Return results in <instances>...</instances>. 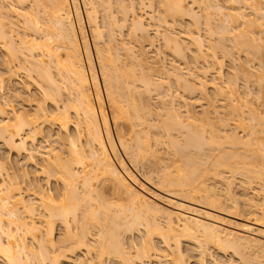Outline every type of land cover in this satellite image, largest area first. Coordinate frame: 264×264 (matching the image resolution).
Instances as JSON below:
<instances>
[{
    "label": "bare ground",
    "instance_id": "1",
    "mask_svg": "<svg viewBox=\"0 0 264 264\" xmlns=\"http://www.w3.org/2000/svg\"><path fill=\"white\" fill-rule=\"evenodd\" d=\"M195 1H190V3L187 0H161L160 4L165 9L166 16L175 19L177 16L180 17L181 13L188 11L195 14L192 7L199 0ZM232 1L234 3L235 0ZM12 2L14 4L11 2L5 4V0H0V95L3 98V103L0 101V140L17 154L25 153L28 162L33 159L32 163L35 161L34 164L39 163L35 160L36 153L42 154L37 167H40L39 171L45 179L47 188L37 180H29L25 170L22 173L23 177L20 173L21 179L23 178V182L28 180L29 187H25V189L31 188L33 191L31 194L34 195L32 199H25L22 195V191L25 190H21L24 183L21 181L22 185L20 186L19 180L8 182V178L12 179L13 176L9 171L10 162L9 159L0 157V259L4 264H66L72 260L71 257L75 255L76 250L79 251L81 248L89 250L92 246L89 245V240H86L84 228L79 226L81 225L79 220H83V213H85L83 210L90 209L93 204H96L91 203L93 200L98 202V198L102 199V194L105 193L103 189L106 190V186H108L107 188L111 187L109 189L117 194L126 195L130 199L131 207H128L127 210L121 207L110 215L108 208L103 207L105 204L102 200L103 206L99 201L100 205H97L100 208L94 205L98 209L93 207L90 210V216L93 214L94 217L98 214L97 219H107L110 222V228L107 230L104 227H98V234L105 238L103 244L96 246L98 256L102 254H109L111 257L117 256L125 260L126 264H135L136 260L140 264H152V257L160 260L162 256L171 260L173 264H187L183 256L184 252L180 248V242L184 239L194 240L200 253L204 252V248H202L204 243L216 246L220 251L230 248L232 252H238L237 254L240 256L242 254L238 250H244L250 246L252 249L258 247V251L261 249L264 256V213H260L262 218L254 215L253 220H249L248 217V220L245 219L244 222H235L230 217H226L227 215L236 218L238 213L220 208L221 202L218 194L213 188L204 184L206 180L202 177H207V175H201L207 158L203 157L202 159L201 157L200 159L194 155H196L195 152H199L197 153L199 156L204 151L202 150L203 146L208 148L212 144H214L212 146L219 145V147L223 145V149L212 161L213 165L219 168L215 172L218 179L221 176V169L231 173L239 170L240 175L241 172L247 173L248 177L246 174L243 175L251 183V180L258 178L260 181L262 179L264 169L262 168L263 171L260 172L261 167L253 170L247 165L246 168H243L245 170L241 168V171L238 168V163L243 157L247 158L248 156L237 153L234 148L239 144L244 145L245 142L234 134L224 135L222 136L224 141L222 138L219 140L217 138L220 135L215 130L214 132L218 133V136L217 134L211 136L213 128L210 132L211 135H206V138L203 135L206 129L204 130L202 125L200 126L204 130L203 134L202 131H199V125L197 130L193 129L192 126L195 125L194 122L198 118L195 119L191 111L189 113L187 111L186 116L183 117L180 112L176 111L175 106H170V104L174 105L175 100L172 99V104L170 97H173V92L170 91V84L167 83L168 87L165 88V85L163 87L162 84L154 81L150 73H146L142 58L139 55H129L130 52L132 53L130 48L132 46H127L126 42L120 43V40H117L118 43L116 42L115 32L125 26L127 21L130 22L129 26L131 25L129 35L134 36L136 31L138 33L144 31L141 34L145 35L147 27L145 28L144 17L134 14L132 10L135 5L134 1L43 0L42 8L39 7V0H12ZM141 2L143 4V1L140 0L139 3ZM235 2H237L236 7H232L235 11H227L226 14L219 3L211 5L210 2H207L206 6L202 4L206 8L207 5L214 7L217 14H224L229 18V20L225 19L229 23L223 21L217 26V33L218 31L219 33L226 31L233 33L237 30L236 28L240 25L235 26L237 23L235 25L233 22V24L231 23L232 16L233 20L235 15L237 19L239 18L237 16L240 15L242 21L246 22L245 14H243L244 5L252 8L258 20L260 17L264 18V10L260 1L236 0ZM187 3H190L191 7L190 4L187 6ZM232 12L233 14L236 12V14L233 15ZM116 13H120L121 22ZM130 14L132 17L128 18ZM207 16L205 17V19L207 18L205 27L213 23L211 22L213 20H211V13L207 12ZM150 17L153 18L154 15L150 14ZM174 19L171 20L174 21ZM16 22L20 23L21 30L11 27ZM226 22L228 24H225ZM249 22L248 24L251 25V21ZM168 24L167 22L164 26H168ZM173 24H169V27H174ZM16 25L19 27V24ZM208 28L206 29L208 30ZM159 31L160 29H155L157 34L161 33ZM164 34L166 35L163 36V43L167 50L169 48L171 54L180 56L182 45L178 38L171 37L168 33ZM242 34L248 35L244 31L239 33L238 38ZM117 35L120 34L117 33ZM244 35H242L244 40L241 39L239 42V39L235 40L234 38L233 43L239 46L242 41L246 42L249 38L251 40L250 36L245 39ZM192 39L197 44L198 49H196L200 51L201 38L196 36ZM220 49L222 50V47ZM121 50H123V54ZM213 51L215 52V50ZM121 54L122 56L126 55L122 57ZM129 56H132V60H129ZM121 57L122 60L124 59L123 63H121ZM125 59L131 61H128L129 65ZM124 62H127V68L124 67ZM20 69L26 72H24L27 76L25 81L16 78V75H20ZM170 76L178 85L181 83L186 87L192 85L178 69L171 70L167 78ZM187 83L188 85H186ZM31 85H34L36 89L33 94H31ZM154 91L158 95L157 97H161L162 100L165 96L168 97L167 101H164L166 98L163 100V103L165 102L166 105L167 102L171 111L164 109V112L161 108L164 116L152 113L151 104L146 103V99L150 97L147 94ZM229 93V95L234 93V87L230 86ZM22 94L28 96L27 107L19 110L12 108L11 97L19 98ZM176 95L177 93L174 98ZM184 102L186 103V101ZM231 105L234 107L231 106L230 110L238 109L235 104L231 103ZM238 110H235V113ZM251 110L253 111V109ZM200 120L202 121V119ZM198 121H196L197 124H202ZM150 134V137L155 140L153 142L155 144L161 142L165 135L168 136L170 143L166 145L167 147L171 146L169 148L173 154L175 151L176 153L180 152L182 156L186 155L184 157L187 159H183L184 165L181 163L182 168H179L181 165L177 167L176 174L172 175L171 172L165 171L161 175L159 172V175L154 177L157 187L172 198H162L159 196L161 194L158 195L151 191L147 194L144 183L138 181V177L124 159L126 157L135 168L141 166V168L148 169V172L153 175L152 172L156 168L152 169V161L154 165H157L154 157L158 158L157 161L160 160L158 151L157 157L154 155L157 146L156 150L155 147L153 150L152 146L154 145L151 144V146L149 143L151 141H148ZM53 135H55L56 142L60 144L58 150L54 147L50 148L49 144L38 145L36 143L39 138L46 140ZM175 137L181 138V142ZM226 142L230 144L229 148L236 145L232 148L234 150H224L226 148H224V144L228 146ZM206 143H210V145L205 146ZM150 156L154 160L150 158L151 163L147 164ZM204 159L206 162H203ZM247 164L249 163L247 162ZM207 167L205 165V171ZM51 177L53 180L50 179ZM148 179L153 180L152 176H149ZM49 180L54 181L53 187L50 186ZM136 184L140 185L141 190L135 187ZM230 184L226 185L230 186ZM22 187L24 189V186ZM186 202L200 207H193ZM260 205H264V199ZM80 207L83 208V210L80 209V212L83 213L78 212ZM36 208L40 210L39 223H37L39 217L38 221L35 219L37 222L32 217L38 215ZM262 210L264 207H261ZM77 212L80 215L83 214L82 217L77 218ZM146 213L149 215L161 214L165 217L166 224L163 225L156 219L154 220V215L153 220L143 219L147 217ZM221 214H225V216ZM26 215L28 216L26 217ZM70 216L73 222L70 220ZM28 217L30 219L26 220ZM55 221H58L66 231H63L62 238L60 236L59 238L53 237ZM73 223H77L76 226H79L80 232H75V228L78 230V227H75ZM70 226L74 232L70 231ZM121 226L124 228H121L124 233L131 231L135 226H141L146 235L141 240V244H139L141 247L137 248L139 249L136 251L137 253L132 255L133 257L129 256V250L120 237L121 230L118 228ZM152 234L160 238L163 247L165 250L168 249V252L160 253L161 249L159 250V247L151 241ZM27 236L31 238L30 243L26 242ZM200 240L203 242L200 243ZM56 242H61V244ZM130 246L128 247L130 248ZM244 251L242 252L244 253ZM243 261L249 263L250 259L246 262L245 259ZM76 264L102 263L94 262L89 257L78 260Z\"/></svg>",
    "mask_w": 264,
    "mask_h": 264
},
{
    "label": "rangeland",
    "instance_id": "2",
    "mask_svg": "<svg viewBox=\"0 0 264 264\" xmlns=\"http://www.w3.org/2000/svg\"><path fill=\"white\" fill-rule=\"evenodd\" d=\"M9 1V0H8ZM134 1L133 3L135 5H133L134 9L133 12L134 14L138 15V16H142L144 23H145V35L141 34L144 33V31L139 32L136 31L134 36L132 34L129 35V31L131 29V25L129 26L127 21V24L123 27H121V31L120 29L117 30L116 33V42L118 43V41L120 40L122 42H126L124 44H126L127 46H132L130 47L132 50V53L129 55H139L142 58V63L144 64V68H146L145 70L147 71L146 73H150V76L154 79V81H156L157 83H160L163 85V87L167 88L168 86L166 85L167 83L170 84V91L172 90V98L171 99V103L173 104V100H174V105L170 106H175L177 108L176 111L180 112L181 115L183 117L186 116L187 111L189 113V111H191L193 114V117H195V119L199 120L200 123L202 124H197V120L194 122L195 125H193V123H191L192 128H196V130L198 129L197 127H199L200 125L204 126V130L201 128V126L199 127V131H204V136L209 135L211 132V129L213 128V133L211 136H218V133L220 135L219 138L217 139H221L222 141H224L223 137L224 135H236L238 137H240V139L243 140L244 145H240L239 146L236 145L229 148L230 144H228V146L226 144H224V150H230L234 147V151H236L237 153L243 154L248 156L247 158H244L238 163V168L241 170H245L243 168H246L247 165H249V168L251 167L253 170L254 169H261L259 170L260 172H262V168L264 169V18L260 17V19L258 20L256 15L254 14L253 10L251 7L247 6L245 7L244 5V9H243V14H245V19L246 22H243L242 17H239L238 19L230 18L231 23L233 22L234 25L235 23H237L235 26L240 25L238 28H236L237 30H235L233 33H227L225 34L223 33H218L216 32V28H218L217 26L220 25L223 21H227L225 20L227 17L226 15L224 16V14H217L216 9L214 7H205L206 4H218L219 6L223 7V12L226 14V12H231V11H235L237 2L232 0H197L198 2L195 3L193 5V9L192 11L196 12L195 14H192L190 11L189 14L186 13L185 15H183L184 13H181L179 16L180 17H176L171 18L169 16H166V11L165 9L161 6L160 1L161 0H141L143 1L140 2V0H132ZM139 1V2H138ZM168 1V0H167ZM186 1V0H185ZM191 2H193V0H190ZM189 0H187V2H190ZM200 1H203L202 3H199ZM261 2V6L262 9L264 10V0H258ZM11 3L12 0H10ZM7 2V0H5V4L6 3H10ZM40 4L39 7L42 8L43 7V0H39ZM190 2V3H191ZM194 2H196L194 0ZM205 2V3H204ZM208 2V3H207ZM186 5V2H184ZM187 3V6L190 4ZM214 3V4H213ZM14 4V3H13ZM204 4V5H202ZM221 4V5H220ZM242 4V3H240ZM243 5V4H242ZM115 7V6H114ZM191 7V4H190ZM204 7V8H203ZM233 7V8H232ZM164 9V10H163ZM225 10V11H224ZM262 10V12H263ZM165 11V12H164ZM207 12L208 14L211 13V22L213 23H209L210 28L205 27V22L206 19L205 17L207 16ZM131 13V12H129ZM118 14V13H116ZM120 14V13H119ZM116 15L117 17H121V15ZM133 14V13H132ZM150 14L154 15L153 18L150 17ZM191 14V15H190ZM230 14V13H229ZM233 14V12H232ZM236 14V12L234 13ZM233 14V15H234ZM238 15V14H237ZM264 15V12H263ZM262 15V16H263ZM130 15H128V18H131ZM176 16V15H175ZM119 17V20L121 19ZM208 17V16H207ZM210 17V16H209ZM230 17V16H229ZM14 19V18H13ZM163 19V20H162ZM171 19H174V21H172ZM229 20V18H227ZM15 20V19H14ZM130 21V20H129ZM164 21L167 23H169L171 25V23H174L172 26L174 27H169L170 25L168 24V26H164ZM249 21H251V25H249L248 23H250ZM121 22V20H120ZM119 22V23H120ZM228 22V21H227ZM225 24H228V23ZM163 23V24H162ZM232 23V24H233ZM240 23V24H239ZM19 24V27L16 25ZM15 25H12L11 27L13 29H18L21 30V26L20 23L16 22ZM22 24V23H21ZM159 26V27H158ZM158 28L160 29L159 34H157L155 32V29ZM208 28V30L206 29ZM244 31L247 32V36L251 37L247 39L245 36V41H242V43L238 45H235L233 42V39L235 38V40L239 39V42H241V39L244 40L242 38V35L240 38H238L239 33H243ZM120 32V33H119ZM19 33V32H18ZM120 34V35H117ZM122 33V34H121ZM137 33V34H136ZM164 33H168L171 37L175 36L178 38L179 43L183 46H181L180 48L182 49V53L179 55H174L171 54L172 52L169 50H167V47L164 45L163 43V36H165L166 34ZM225 34V35H224ZM19 35V34H18ZM144 37H143V36ZM222 37H221V36ZM224 35V36H223ZM200 37L201 41H202V47L199 50L197 46V44L195 42H193L194 39H192V37ZM240 36V35H239ZM243 36V37H244ZM256 38H254V37ZM191 37V38H190ZM142 38V39H140ZM253 39H255L254 41H252ZM118 40V41H117ZM138 40V42H136ZM142 42H141V41ZM250 41V42H247ZM254 43H252V42ZM238 43V41H237ZM249 43V47L247 46V44ZM140 44V45H139ZM196 44V45H195ZM225 46H223V45ZM242 44V45H241ZM245 44V45H244ZM120 45V44H119ZM220 47H219V46ZM256 45V46H255ZM216 48H215V47ZM218 46V48H217ZM246 46V47H245ZM222 47V50L220 49ZM248 47V48H247ZM133 48V49H132ZM184 48V50H183ZM197 48V49H196ZM214 48V49H213ZM225 50H224V49ZM247 48V49H246ZM254 49V50H253ZM215 50V52L213 51ZM122 54H123V50ZM120 51V52H121ZM171 53H170V52ZM134 52V54H133ZM214 52V53H213ZM228 53V54H227ZM121 54V56H122ZM126 55V54H125ZM125 55H123L122 57H125ZM138 56V57H139ZM121 57V63H123L124 59L122 60ZM127 57V56H126ZM129 60H132V56L128 57ZM128 59H125V61H129ZM127 62H124V67L127 68ZM131 62V61H129ZM128 62V65L130 64ZM133 62V61H132ZM126 64V65H125ZM122 65V64H121ZM261 65V66H260ZM123 66V65H122ZM131 67V65H130ZM137 67V66H136ZM135 68V66H134ZM139 68V67H138ZM136 69V68H135ZM178 69V71L183 75V77L188 79V82H190L191 87H186L183 85V83H181V85L177 84L173 78H167V75L169 76L171 70H175ZM1 70V69H0ZM23 69H20V75H16L17 79H20L22 81H25L27 78V76H25L24 74V70L21 71ZM139 70V69H137ZM144 70V69H143ZM144 70V71H145ZM169 71V72H168ZM22 72V73H21ZM26 73V72H25ZM169 73V74H168ZM15 84V82H13ZM189 84V85H190ZM165 85V86H164ZM188 85V83L186 84ZM7 88L9 89L8 84L6 83ZM230 86L234 87V93L232 95H229V91H230ZM31 94H33L36 89L34 85H31ZM6 89V90H8ZM175 91V93H174ZM12 93V92H11ZM176 98H174L175 94ZM13 94V93H12ZM151 94V95H150ZM147 94L149 95V99H146V103H150L151 104V109L153 110L152 113H154L155 115H159L162 114L164 116V109H169L170 107L167 106V102L165 105V102L163 103V100L167 98L165 96H163V100L161 97V99H159L157 96V94H155V91ZM146 95V96H147ZM179 95V96H178ZM146 98V97H145ZM186 101V103L183 101ZM149 100V101H148ZM162 100V101H161ZM0 101L1 103H3V98L0 95ZM176 102V103H175ZM11 106L14 109H21L23 107H27V104L29 103L28 101V96L27 94H22V96L20 95L19 98L12 96L11 97ZM188 103V104H187ZM235 104L237 106V108L239 109H232L230 110V107ZM164 104V105H163ZM169 104V102H168ZM162 106V107H161ZM167 106V107H166ZM10 107V106H8ZM175 107H173V109H176ZM162 108L163 111H161L160 109ZM232 108V107H231ZM236 108V107H235ZM253 109V111L251 110ZM238 110L237 113H235ZM157 111V112H156ZM168 111V110H166ZM171 111V110H170ZM232 111V112H231ZM156 112V113H155ZM159 112H163V113H159ZM169 112V111H168ZM234 112V113H233ZM153 114V115H154ZM254 115V116H253ZM205 118H207V123L206 120H204ZM253 118V119H252ZM261 118V120H260ZM192 119V118H191ZM202 119V121L200 120ZM193 120V119H192ZM192 120L189 119V121L193 122ZM198 121V122H199ZM262 121V122H261ZM224 122V124H222ZM212 125H211V124ZM254 124V125H253ZM197 125V126H196ZM199 125V126H198ZM210 126V127H209ZM254 128H253V127ZM208 129V130H207ZM210 129V130H209ZM214 130L216 132H214ZM198 131V132H199ZM209 132V133H208ZM208 133V134H206ZM153 135V134H152ZM151 134L148 136V141L150 145H154L155 150H156V146H157V150L154 153V155H156L157 151H158V157L160 161H157L158 158L156 159L154 157V159H152V157L150 156L147 160V164L148 162H150V158L152 160H154L157 165L152 164L153 168L151 166V168L155 170L152 172L153 175H151L150 172H148V169L145 168H141V166L136 167L129 162V160L124 157V155L122 154V156L124 157V159L126 160L127 164L129 165L130 169L133 171L134 174H136V177L138 179V181H141V183L143 185H145V192L147 194L149 193H157L159 196H161L162 198H172L170 195H167V193L163 192L162 189H160L159 187H157V185L154 182V177H156V175H159L158 173L160 172V175L162 174V172L165 173V171L171 172L172 175L176 174L177 172V167L180 166L179 168H182V164L184 165V160L183 159H187L186 155H183L180 152H175L174 150V154L171 151V146L167 147V143L169 142V137L168 136H164L161 140V142H159L158 144H155L153 142H155V140L153 139V137H150ZM154 136V135H153ZM208 136V137H211ZM55 135H53V137H50L49 139L46 140H41V138L38 139V141H36V143L38 145H47L49 144V147L52 148L54 147L55 149L60 147V144L56 142V140L54 139ZM149 138H151L149 140ZM207 138V136H206ZM216 138V137H215ZM175 139H180L181 142V138H176ZM55 140V142H54ZM154 140V141H153ZM53 141V142H52ZM164 141V142H163ZM210 145V143H206L205 146ZM216 144V143H215ZM214 145V144H212ZM211 145V146H212ZM226 145V146H225ZM208 148L204 147L202 148V150H204L203 152H201V154H198L199 152H195L196 155H194V157H203L206 159L207 158V162L205 161V159L203 160V162L205 161V165L207 168L206 171L204 170L203 167V172L201 173V175L203 176L204 174L207 175V177H202L205 178V182L204 184L210 186L211 188H213L216 192V194H218L219 199H220V208L222 207V209L224 208L225 210H233L236 212V214L238 213V215H236L237 217H232V216H227L226 217H230L231 220H235V222H244L245 219L248 220H253L252 218L258 217L260 216L261 218L264 216H261L260 213H264V210L261 211V207H264V205H260L264 199V185L261 186V184H264V175L262 176V179L259 181V179L257 178V180L255 178V180H251V183L249 182L250 180L247 179L248 175L247 173H243L240 175V173H238V171H234V173L229 172V171H224L221 169V176L220 179H218L215 175V172H217L219 170V168H216L212 161L216 158V156L218 155V153L221 151V149H223V145H221L219 147L218 146H212V147ZM62 147V146H61ZM172 147L173 144H172ZM177 147V146H175ZM222 147V148H221ZM205 148V149H204ZM62 149V148H61ZM173 149V148H172ZM175 149V148H174ZM45 150V149H43ZM42 150V151H43ZM170 152H169V151ZM176 150V149H175ZM121 152V151H120ZM172 152V153H171ZM194 153V154H195ZM179 154V155H178ZM181 154V155H180ZM160 155V156H159ZM182 156V159H181ZM191 156V155H190ZM0 157L4 158V159H9L8 161L10 162V174H13L12 179L8 178V182H13L14 180L18 181L21 183V181L23 182V178L21 179L20 173H24L23 171L26 170L27 172V176L28 179L30 180H37V182H39L41 185H43L44 187L47 188V185L45 183V179H43V176L41 175L42 173L39 171L40 167H37L40 163L39 158L42 157V154L40 152L36 153L35 155V160L39 163H35V161L30 159V162H28L29 160L26 159V155L25 153H16V151L14 150H10V148H7L3 141L0 140ZM157 157V155H156ZM161 158V159H160ZM26 159V160H25ZM182 160V161H181ZM202 161V160H201ZM247 162L249 164H247ZM151 163V162H150ZM149 163V164H150ZM160 163V164H158ZM179 163V164H178ZM246 163V164H245ZM243 166V167H242ZM166 168V169H165ZM178 168V169H179ZM137 169V170H135ZM140 169V170H139ZM209 169V171H207ZM218 169V170H217ZM156 171V172H155ZM148 172V173H147ZM236 172V173H235ZM264 174V172H262ZM261 173V174H262ZM246 174L247 177H245ZM250 174V173H249ZM260 174V175H261ZM153 178V180L148 179L149 176ZM220 175V174H219ZM23 177V174H22ZM145 177V178H144ZM6 178V177H5ZM17 178V179H16ZM224 180H223V179ZM52 179V177L50 178ZM146 179V180H145ZM226 179V180H225ZM53 180V179H52ZM50 181L51 185L53 187V185L55 183H53L54 181ZM28 180L24 181L23 185L22 183L20 184L21 186V190H25L22 191L23 192V196L24 198H29L32 199V197L34 196L33 194H31L33 191L31 190V188H27L25 189V187H29L28 186ZM153 181V182H152ZM225 181V182H224ZM229 181V182H228ZM262 181V182H261ZM15 182V181H14ZM249 182V183H247ZM136 183V182H135ZM134 183V184H135ZM227 183H231L230 186L226 185ZM108 185V184H107ZM106 186V185H105ZM110 186V185H109ZM149 188H148V187ZM156 186V187H155ZM31 187V186H30ZM108 186H106V190L103 189L105 191V193L103 192L102 194V199L101 197L98 198V202L101 201V205H102V200L103 203L105 204V206L108 208L109 210V214H113L115 212V210L120 209L121 207L124 208L125 210L128 209V207H131V202L130 199L127 198L126 195L124 194H117L114 191L110 190L111 187L107 188ZM135 187H137L138 189L141 190V187L139 184H136ZM149 190V191H148ZM154 190V191H153ZM151 191V192H150ZM101 199V200H100ZM237 200V201H233V200ZM34 200V199H33ZM97 201V199H95ZM98 202H95L94 200L91 202L96 203L93 204V206L89 209H85L83 210L82 207L79 208L83 210V212L85 211L86 216L82 217L80 213H78L77 218L79 216L82 217L83 220H79V222L81 221V225L79 226H83L82 228H84V234L86 236V240H89V245H91L92 249L90 248L89 250H85L82 249L81 250H76L75 251V257L74 256H70L72 260H70L69 262H67L66 264H74L75 262L77 263L78 260H83V258H91L92 260H94V262H98L100 261L102 264H126V261L119 258V257H115L111 255H107V254H102L100 256L97 255L98 253V249H97V245H101L103 244L105 238L101 237L98 233V227H104L106 230L110 228V222L107 219H97V216L93 217L90 216V210H92V208L94 207V205H100ZM188 203V202H186ZM91 204V205H92ZM190 204V203H188ZM97 205V206H98ZM133 205V202H132ZM193 207H200L197 206L195 204H190ZM95 206L94 209H98V207L100 208V206ZM85 207V206H83ZM235 207V208H234ZM38 208V207H37ZM36 208V213L38 212L37 216H32L34 218V220L38 219L39 217V221L36 222L39 223L40 222V210L41 208L39 207L40 210H37ZM105 209V208H104ZM223 209V210H224ZM257 209V210H255ZM87 210V211H86ZM107 210V209H106ZM228 211V212H229ZM231 211V212H233ZM260 211V212H259ZM257 212V213H255ZM107 213V214H108ZM144 214V213H143ZM147 214V213H146ZM145 214V216H146ZM149 214H147V217H144V215H142L143 219L150 221L153 220V215H154V220L156 219V221L160 222L161 224L165 225L166 224V219L165 217H163L161 214H153V215H149L151 217L148 216ZM222 216L225 214H221ZM254 215H256L254 217ZM258 215V216H257ZM28 215H26L27 217ZM96 218V219H95ZM99 218V217H98ZM233 218V219H232ZM242 218V219H241ZM30 219L29 217L26 218V220ZM240 219V220H239ZM70 220L71 216H70ZM143 220V221H145ZM73 222V220H72ZM74 224V223H73ZM77 224V223H76ZM76 224H74L75 227V232L79 230V226ZM79 224V223H78ZM43 225V224H42ZM41 225V226H42ZM54 238H59V236L61 237L64 231V228L62 227V225L60 226V223L58 221H55L54 223ZM70 225L72 226V223H70ZM70 226V231H73L74 227L71 228ZM44 227V226H42ZM42 230H44V228H42ZM123 226H121L120 229ZM63 228V229H62ZM141 226H135V228L131 229V231H125V233L121 230L120 233V237H122L123 242H125L124 244L127 246V249L129 250V256L133 257L132 255L136 254L141 246L139 244H141V240L144 237V232L142 230ZM72 229V230H71ZM124 229V228H122ZM137 229V230H136ZM264 229V227H263ZM66 232V231H64ZM74 232V231H73ZM83 232V231H82ZM123 232V233H122ZM72 233V232H71ZM143 234V235H142ZM146 236V235H145ZM157 235H151L152 238V242L153 244L155 243V245H157L159 247L160 253H164L166 252L168 249L165 250V247H163L164 245L162 244L160 238ZM62 238V237H61ZM5 239V237H4ZM182 242H180V248L181 250L184 252L183 256L185 257V261L187 264H264V256L261 253L258 254V247L254 249H252L250 246L247 249L244 250H238L241 251V256L240 254H237L238 252H232V250L226 249V251L223 250H219L216 246L210 245V244H202V248H204V252L200 253L199 248L197 247V244L194 243L195 241H191V240H181ZM191 241V242H190ZM201 241V240H200ZM26 242L30 243L31 242V238L30 237H26ZM203 241H201L200 243H202ZM57 244L59 242H56ZM61 244V242L59 243ZM129 245L130 248L128 247ZM139 247H138V246ZM204 245V246H203ZM197 247V248H196ZM246 248V247H245ZM240 249V248H239ZM256 249V250H255ZM165 250V251H164ZM169 251V250H168ZM167 251V252H168ZM244 251V253L242 252ZM240 253V252H239ZM204 254V255H203ZM202 257V258H201ZM245 262L246 260L250 259V262L248 263H244V259ZM248 258V259H246ZM152 264H173L171 262V260L169 259H165V257L163 258L162 256L160 257V260L158 262V260H156V258L152 257ZM156 260V261H155ZM138 260H136L135 264H140L139 262H137ZM75 263V264H76ZM0 264H4V262L2 261V259H0Z\"/></svg>",
    "mask_w": 264,
    "mask_h": 264
}]
</instances>
